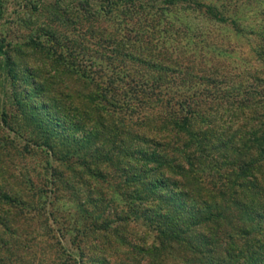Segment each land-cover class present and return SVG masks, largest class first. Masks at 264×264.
I'll use <instances>...</instances> for the list:
<instances>
[{
	"label": "trees",
	"instance_id": "trees-1",
	"mask_svg": "<svg viewBox=\"0 0 264 264\" xmlns=\"http://www.w3.org/2000/svg\"><path fill=\"white\" fill-rule=\"evenodd\" d=\"M183 1L209 19L239 28L213 3L101 0L104 14L116 10L125 26L89 30L101 54L88 59L82 86L67 84L65 68L75 67L61 52L46 50L44 72L55 71L50 77L57 86L40 80L35 66L26 72V82L53 102L50 115L57 122L50 117L48 126L62 121L82 133L88 156L95 158L82 161L87 190L98 192L102 203L114 194L125 199L129 209L126 217L116 213L120 221L130 215L146 220L152 241L147 234L140 243L121 237L128 250L124 257L131 255L134 264H143L141 254L146 264H264V87H256L264 77L247 74L230 84L213 63L197 66L175 55L165 45L170 37L159 44L169 31L175 36L180 31L155 22V16ZM2 14L0 0V20ZM12 65L0 45L1 74L13 72ZM6 154L0 141V201L22 205L19 189L10 186ZM53 170L61 175L56 166ZM99 178L97 191L89 182ZM60 182L70 187V181ZM105 224L101 230H107Z\"/></svg>",
	"mask_w": 264,
	"mask_h": 264
},
{
	"label": "rangeland",
	"instance_id": "rangeland-1",
	"mask_svg": "<svg viewBox=\"0 0 264 264\" xmlns=\"http://www.w3.org/2000/svg\"><path fill=\"white\" fill-rule=\"evenodd\" d=\"M197 1L213 3L239 28L209 19L183 1L168 13L155 16V22L161 19L180 31L176 36L175 30L169 31L168 36L160 37L159 44L163 37H170L165 45L175 55L190 58L197 66L213 63L219 77L230 84L247 74L264 77V0ZM1 2L0 45L10 53L14 65L13 72L6 75L0 69V119L4 121L0 141L7 153L5 165L13 175L10 186L19 189L24 203L0 201V221L4 223L0 226V264H134L131 255L124 257L128 250L121 237L140 243L147 234L150 243L152 232L146 220H135L129 214V220L120 221L116 213L123 212L126 217L129 209L125 199L114 194L110 208V203L101 202L98 192L87 190L80 175L82 161L93 163L95 158L88 156L82 133L62 121L53 128L48 126L50 117L57 122L50 115L54 114L50 107L53 102L46 100L42 88L26 82V72L35 66L40 70V80H47L49 88L57 86L56 79L50 77L55 71L44 72L49 61L46 51H55L75 67L72 71L66 66V83L82 86L80 75L90 70L88 59L101 54L97 37L91 38L89 30L101 32L103 24L109 29L122 28L123 16L116 10L104 14L107 8L101 6V0ZM256 85L264 87V80ZM55 166L61 175L53 170ZM61 178L70 181L69 188ZM89 183L101 190V178ZM103 223L107 230H101ZM114 227H120L118 234ZM141 257L146 264L148 258L144 254Z\"/></svg>",
	"mask_w": 264,
	"mask_h": 264
}]
</instances>
